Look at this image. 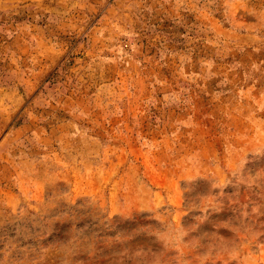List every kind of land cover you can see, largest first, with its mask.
<instances>
[{"label":"rangeland","instance_id":"374dc122","mask_svg":"<svg viewBox=\"0 0 264 264\" xmlns=\"http://www.w3.org/2000/svg\"><path fill=\"white\" fill-rule=\"evenodd\" d=\"M0 264H264V0H0Z\"/></svg>","mask_w":264,"mask_h":264}]
</instances>
